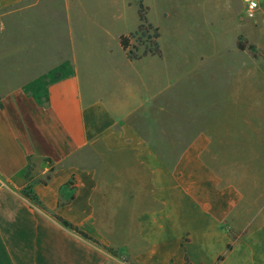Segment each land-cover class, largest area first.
<instances>
[{
	"label": "crops",
	"instance_id": "crops-1",
	"mask_svg": "<svg viewBox=\"0 0 264 264\" xmlns=\"http://www.w3.org/2000/svg\"><path fill=\"white\" fill-rule=\"evenodd\" d=\"M42 1L0 0V264H264V188L227 183L207 164L204 130L176 160L163 157L146 119L161 108L158 93L84 87L74 51L12 72L18 53L33 51L15 32ZM221 1L239 5V37L264 55V0L253 19L245 0ZM29 183L40 204L21 194Z\"/></svg>",
	"mask_w": 264,
	"mask_h": 264
},
{
	"label": "rangeland",
	"instance_id": "rangeland-1",
	"mask_svg": "<svg viewBox=\"0 0 264 264\" xmlns=\"http://www.w3.org/2000/svg\"><path fill=\"white\" fill-rule=\"evenodd\" d=\"M138 1L43 0L21 18L15 45L30 44L33 51L30 57L18 53L12 72L28 75L30 58L47 63L74 51L84 87L92 81L104 94H126L131 83L144 97L158 93L161 108L146 119H155L163 157L176 160L181 145L204 130L213 141L203 156L207 164L227 183L264 188V55L259 52L255 64L248 50L237 47V40L245 42L236 25L239 5L230 12L221 0H144L149 21L160 29L163 56L130 61L120 38L139 25ZM151 35L133 38L135 53L154 43ZM4 44L9 46L8 38ZM139 126L152 137L147 123L140 120ZM117 230L111 238L120 242Z\"/></svg>",
	"mask_w": 264,
	"mask_h": 264
},
{
	"label": "trees",
	"instance_id": "trees-1",
	"mask_svg": "<svg viewBox=\"0 0 264 264\" xmlns=\"http://www.w3.org/2000/svg\"><path fill=\"white\" fill-rule=\"evenodd\" d=\"M138 6V19H139V25L136 29V31L130 33L129 35H123L120 38V46L122 50L127 54V58L130 61H135V60H142L146 57H162L163 52L161 49V45L158 42V40L161 38V33L158 27H155L148 19V11L149 8L145 6L144 0H139L137 3ZM150 32H153V35L148 37L149 39H154V43L152 45H147L142 52V54L138 55L134 51H138V48H136L132 40L133 38L138 35L139 33H143L145 36L148 35ZM238 49L241 51L248 50L255 58L260 56L259 51L256 50L254 45H248V43L238 41L237 43ZM54 171V168L50 169V173ZM51 179V175L49 174L45 180H37L33 181V183L41 182L43 184H47V182ZM21 194L30 200L34 204H40L39 201L37 200L36 195L34 194L32 190V183L27 184L23 189L21 190ZM57 220L63 224L66 228L74 231L75 233L81 235L83 238L93 241L94 243L98 244L101 246L99 242L94 240L92 237L88 236L87 234L81 232L79 229L75 228L73 225L69 224L67 221L56 217ZM231 248L228 247V250ZM108 251L115 257H117V253L113 249H108ZM224 260V256H221L218 260V263ZM185 264H191L189 260L187 259Z\"/></svg>",
	"mask_w": 264,
	"mask_h": 264
},
{
	"label": "clouds",
	"instance_id": "clouds-1",
	"mask_svg": "<svg viewBox=\"0 0 264 264\" xmlns=\"http://www.w3.org/2000/svg\"><path fill=\"white\" fill-rule=\"evenodd\" d=\"M245 3H247L249 5V9H248L249 17H252L254 15L253 10L258 7L257 0H245Z\"/></svg>",
	"mask_w": 264,
	"mask_h": 264
},
{
	"label": "built area",
	"instance_id": "built-area-1",
	"mask_svg": "<svg viewBox=\"0 0 264 264\" xmlns=\"http://www.w3.org/2000/svg\"><path fill=\"white\" fill-rule=\"evenodd\" d=\"M248 9H249V5H247V8H246V15H247V17H249V15H248ZM257 9H258V7L253 10L254 11V15L252 17H249V18H255L256 14H257Z\"/></svg>",
	"mask_w": 264,
	"mask_h": 264
}]
</instances>
